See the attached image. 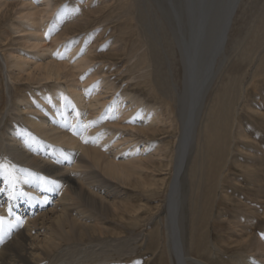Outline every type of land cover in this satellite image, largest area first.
I'll return each instance as SVG.
<instances>
[{
  "label": "rangeland",
  "instance_id": "obj_1",
  "mask_svg": "<svg viewBox=\"0 0 264 264\" xmlns=\"http://www.w3.org/2000/svg\"><path fill=\"white\" fill-rule=\"evenodd\" d=\"M49 1L52 13L46 19H41L40 22L44 28L46 24L45 29L48 30V34H45L46 42L52 43L61 33L68 38L52 43L53 47L50 46V51L46 52L48 56L52 58L55 55L62 56L66 60L68 57L62 53L65 51L63 44L70 40L73 41L74 46L83 42L78 49L75 48L76 55L70 65L75 66L79 58L89 53L86 57L90 61L84 71L92 69L95 72L103 71L107 81L115 86L116 94L128 95L142 105L153 108L155 114L159 116V120L149 127L148 135L134 133L138 137L137 141L140 140L137 143L139 149L145 148L141 142L151 144L143 154L144 163L147 162L144 164L145 172H136L137 175L134 174L131 184L129 185L128 182L126 186H122L124 189L121 187L119 198L116 197V194L106 197L109 202L114 201L119 204L116 208H112V212L109 210L106 219H103L107 225L111 226H108L111 231L102 236L99 233H93V235L101 237V239H96L97 242L90 236H86L84 239L88 240L82 242L62 243V246L60 245L61 247L56 249L58 253H54L53 257L44 260V262L52 260L53 264H61L66 261L73 262V264H146V262L147 264H171V254H169L166 245L163 257L160 256L161 245L158 242L162 243L165 240L162 232V220L167 218V198L183 132L179 96L185 89V64L178 47V42L182 41V38H178V33L186 32L182 29L179 30V28H183V25H187V13L185 4H183L185 2L182 0ZM0 2V9L4 8L3 12L0 11V18L6 14L0 21V103H2L0 112H6L11 102H15L18 94L29 90L27 84H23L25 81H17L16 84L8 78L7 72L11 71L9 66L11 52L18 49L23 54L36 53L23 45L20 47L19 42L22 41L20 38L26 36L27 33L19 31L23 26H26L28 32L35 31L37 34L30 37L32 41L39 34L38 29H32L30 22L33 23V21L28 23L22 19L19 13L30 7V0H0ZM45 2L47 1L39 0L38 3L36 2V6L46 9L48 6L44 4ZM240 3L228 35L224 55L218 62L220 72L206 96L207 100H205V108L201 112L202 120L198 128L197 139L193 143L194 146L192 145L191 154L186 163V172L184 171L182 177L183 222H186L184 223V236L186 247L189 250L191 247L189 240V216L191 214L189 213L192 209L190 203L194 198L196 202L201 203L200 212L207 211V216L210 217L208 218L210 219L209 224L199 223L196 230L199 235L207 233L208 241L211 238L212 241L217 242L215 246L217 252H225L224 248L228 245L226 243H230L231 240L234 242L229 244V248L240 240L230 238L232 233L237 236L238 229L247 230L248 233L250 232V236H257L256 238L264 242V0H242ZM64 10H73V12L64 15ZM142 12L146 15L143 16ZM173 12L176 14L180 12L181 17L177 14L178 18H181H179L180 25ZM62 16L66 17L62 18ZM58 17L62 19L58 20ZM143 18L148 21H143ZM43 27L39 29L40 33L43 32ZM164 33L165 35H163ZM27 37H29L28 34ZM117 47H120V52L113 55L114 59L109 58ZM105 53L109 54V57ZM226 86L231 91L233 90V93L230 95L231 98L228 97L230 98L228 103L226 102L228 98L223 102L226 108L225 114L221 115L219 120L214 119V124L209 129V138L211 141L213 140L214 145L205 146L204 140L207 132L204 131L203 124L209 120V115L206 114L209 113L210 105L217 109L219 105L215 103L217 94L227 93L224 92ZM33 87L37 88L38 86L34 84ZM234 94L236 95L234 96ZM112 99L110 98V100ZM233 100L234 102H232ZM174 107L177 114L175 112L172 114ZM140 124L139 121L134 120L135 126ZM2 125L4 123H1ZM122 134L124 133L122 132ZM129 145L122 148L128 150ZM157 151L159 152L157 153ZM149 154L155 155V158L148 160ZM197 157H199V161ZM194 167H197V170L194 171L195 175L192 177ZM9 171L12 173V169ZM2 182L1 177L0 183ZM208 187L210 188L208 189ZM18 191L20 200L15 202L13 199L11 207L5 212L11 215V217H7L9 221L14 220L12 213H15L19 217L22 216L20 221L22 224H26V213L28 214L29 209H35L39 204H37L38 200H31V194H26L23 189ZM15 192L17 191L13 190V193ZM3 197L5 198L7 195L4 194ZM40 201L46 202V208L40 211L44 212L48 209L50 211L55 206V202L59 200L56 195L51 194L46 200L40 198ZM7 203H9L8 197L3 200L1 207L8 206ZM13 203L14 205H12ZM121 206H124L125 209ZM126 207L128 208L126 209ZM114 208L123 209H117L115 212ZM113 213L114 216H112ZM28 215L31 218H36L34 214L29 213ZM35 236L34 241L37 244L44 239L42 235ZM117 238L123 241L127 240L129 246L121 247V249L117 245H115L116 247L110 246ZM38 239L39 241H37ZM100 241L104 242L102 244L106 251L104 252L110 253L112 256H109L108 260H102L103 258L98 261L87 259L88 261L84 262L85 259L82 257L85 258L88 255L87 253L85 255V247L101 243ZM88 242L90 244L93 242V244L89 245ZM108 249L109 251H107ZM232 249H229V253L224 256L228 258L241 253L240 257L242 258L251 255V251L244 247L241 248L244 255L237 249ZM119 250L123 252H119ZM97 251H101V249ZM189 253H192V257L199 258L195 251L191 250ZM158 258L161 260L157 262ZM209 260L210 264H218L215 261V254ZM205 261L207 260L205 259Z\"/></svg>",
  "mask_w": 264,
  "mask_h": 264
},
{
  "label": "bare ground",
  "instance_id": "obj_2",
  "mask_svg": "<svg viewBox=\"0 0 264 264\" xmlns=\"http://www.w3.org/2000/svg\"><path fill=\"white\" fill-rule=\"evenodd\" d=\"M30 1V7L21 9L22 11L19 13L22 19L28 23L33 21V23L30 22L32 29H38L39 35L34 41L30 40L31 35L36 32H28L26 26H23L19 32H25L29 37H27V34L21 37L20 39L23 42H19V45L20 47L23 45L30 48L36 53L23 54L16 49L10 54L11 61L9 62L11 65L7 63L11 67V71L7 72L9 80H13L16 84L17 81H25L23 84H27L29 90L23 94H16L15 102H11L6 112H0V126L1 123H4L0 127V163L8 165L9 169H12L11 177L6 176L4 170L0 169V181L1 177L3 180L0 183V264H53L52 260L49 262H44V260L53 257V254L57 252L56 249L61 247L62 243L82 242L88 240L84 239L86 236H90L92 240L96 241V239H101L100 236L111 231L109 228L111 226L107 225L103 219H106L109 210L111 211L113 207L116 208L119 204L114 201V203L109 202L106 197L116 194V197L119 198L122 186H126L128 182L130 185L136 172H145L144 164L147 162L144 163L145 157H143V154L151 144L141 142L145 148L139 149L137 143L140 140L137 141L138 137L134 133L148 135L149 127L159 120V116L155 114L153 108L142 105L128 95L120 96L116 94L115 86L107 81L103 71L95 72L94 69L84 71L90 61L87 58L89 53L79 58L75 66L70 65L76 55L75 48L78 49L83 42L80 41L81 43L74 46L73 41L70 40L63 44L65 51L62 53L68 57L66 60L62 56L55 55L54 58L48 56L46 52L53 47L54 44L52 43L68 37H64L61 33L52 43H47L45 34H48V30L45 29L46 24L44 28L40 22L41 19L44 20L51 15V2L46 0L47 2L44 4L48 8L40 9L36 6V2L38 3L39 0ZM182 1L185 2L182 3L185 4L188 19L187 25H181L183 28L180 29L186 32L182 34V41L178 42L182 61L185 64V89L179 96L183 132L178 148L174 176L167 198V218L162 220V232L165 240L162 237L164 241L162 243L158 242L161 245L160 256L163 257L162 254L165 252L166 245L169 254H171V264H210L208 260L214 254L215 261L218 264H264V242L256 238L257 236H250V232L248 233L247 230L238 229L237 236L233 233L230 235V238L240 239L231 248L237 249L238 252H242V247L251 251V255L242 258L240 257L241 253L228 258L224 256L229 253V249H231L229 244L234 241L225 242L228 244L224 248L225 252H217L215 250L217 245L215 240L212 241L210 238L208 241L209 235L207 233L199 235L198 230H196L197 226L203 222L209 224L210 219L208 218L210 217L207 216V211L200 212L201 203L196 202L195 198L191 200L192 209L189 213L191 214L189 216L190 250L186 247L184 236V223L186 222H183L182 210V177L191 154L192 145L197 139L198 128L202 120L201 112H203L205 100H207L206 96L220 72L218 62L220 57L224 55L235 14L232 12L230 16L231 23L222 29L223 34H221V31L216 32V28L219 26L217 21H219L222 14L217 19L215 15H207L205 18L202 16L209 14L207 11L209 6L207 4V8L202 7L203 0ZM206 1L211 4L213 0ZM240 2L237 5L235 4L234 8L238 9ZM225 3L226 0L223 4ZM3 10L4 8L0 9L2 12ZM220 10H218L219 14ZM64 11V15L73 12V10ZM202 12H204L203 15ZM199 13L201 14L199 15ZM177 14L181 15L180 12ZM145 15L143 14V16ZM65 17L62 16V18ZM2 18H0V21ZM62 18L58 17V20ZM143 19V21H148V19ZM212 25L215 26L213 31L211 30ZM40 26L43 27L41 33L39 32ZM119 48L117 47L113 51L111 57L108 56L109 54H105L107 57L114 59L115 56L113 55L120 52ZM117 68L119 70V67ZM34 84H37L38 87L34 88ZM228 88L226 86L224 89V92L227 93L217 94L215 100V103L219 104L217 109L212 105L209 106V113L206 114L209 115V120L203 124L204 131L207 133L214 124V119L219 120L220 116L226 112L223 102L233 93V90L231 91L229 88V91ZM110 98L113 99L110 100ZM230 98L226 100L227 103ZM0 106H2V103H0ZM173 112H177L175 107L172 109V114H174ZM134 120L139 121L141 124L135 126ZM207 133L204 140L205 146L213 144V140L211 141L210 135L209 133L207 135ZM119 142L122 143L119 144ZM127 145H129V149L124 150L122 147ZM154 156L149 154V158H147L151 160ZM197 160H200L199 157H197ZM195 170H197V167H194L192 177L195 175ZM22 189L26 194H31V200H38L37 204H39L35 209L28 210V214H34L36 218H31L26 213V224H22L20 221L22 216L19 217L15 213H12L14 220L9 221L8 218L11 215L5 212L8 211L6 209L11 207L13 199L15 202L20 200L18 190ZM13 190L17 192L13 193ZM4 194L9 198V203H7L8 206L1 207L3 206V200L7 199V197H3ZM51 194L56 195L59 201L55 202V206L50 211L48 209V211L40 212L46 208V202L40 201V198L46 200ZM34 203L36 202L34 201ZM121 207L124 208V206ZM117 209H115V212ZM205 212L207 213L205 214ZM114 213L112 216H114ZM207 224L205 225L207 226ZM93 233H99L100 236L93 235ZM38 234L42 235L44 239L37 244L34 239L36 238L35 235ZM114 241L110 246L114 245L113 247H116L115 245H117L120 246L119 249L129 246L127 240L123 241L117 238ZM102 242L95 245H92L93 242L92 244L88 242L92 246L85 247V255L86 253L88 255L85 258L82 257L85 259L84 262L87 259L92 261H98L100 258L108 260L109 256H112L110 253H105L106 251L102 247L104 242ZM100 249L102 252L97 251ZM191 250L195 251L199 258L192 257V253H189ZM119 252L123 251L119 250ZM242 254L245 253L242 252ZM159 260L161 259L158 258L157 262ZM61 264H73V262L66 261Z\"/></svg>",
  "mask_w": 264,
  "mask_h": 264
},
{
  "label": "water",
  "instance_id": "obj_3",
  "mask_svg": "<svg viewBox=\"0 0 264 264\" xmlns=\"http://www.w3.org/2000/svg\"><path fill=\"white\" fill-rule=\"evenodd\" d=\"M224 0H213L212 3H208L206 0H203V4H202V7H206L207 8V4H208V13L209 14H204V16L202 17H205L208 15V16H213L215 15V18L217 19L221 14V16L219 17V21H217V25L219 24L218 28H216V32H220L221 31V34L222 33V29L225 27H227L228 24L231 23V20H230V16L232 14V12L235 14L236 12V8H234L235 4L237 5L240 0H226V3L223 4ZM225 6V7H224ZM224 7V8H223ZM172 8V7H171ZM221 9V10H220ZM173 10V9H172ZM202 10V9H201ZM218 10H220V14L218 12ZM174 11V10H173ZM174 13V12H173ZM204 12H202V15H203ZM175 14V13H174ZM201 13H199L200 15ZM199 17V16H198ZM201 17V18H202ZM176 18H177V22L178 24L180 25V19L178 18V15L176 14ZM230 27V26H229ZM228 27V28H229ZM215 29V26L212 25V28L211 30L213 31ZM180 30V28H179ZM226 30V29H225ZM227 33H228V29H227ZM181 38L182 37V32L180 31V33H178V38Z\"/></svg>",
  "mask_w": 264,
  "mask_h": 264
},
{
  "label": "snow or ice",
  "instance_id": "obj_4",
  "mask_svg": "<svg viewBox=\"0 0 264 264\" xmlns=\"http://www.w3.org/2000/svg\"><path fill=\"white\" fill-rule=\"evenodd\" d=\"M0 169H3L4 170V173L6 174V175H8V176H10L11 177V172L9 171V166L8 165H6V164H3V163H0ZM13 179H14V177H13Z\"/></svg>",
  "mask_w": 264,
  "mask_h": 264
}]
</instances>
